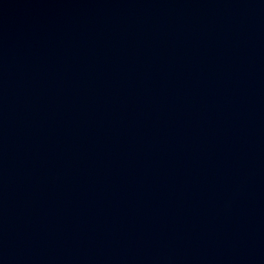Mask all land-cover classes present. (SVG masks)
I'll return each instance as SVG.
<instances>
[{
    "label": "water",
    "instance_id": "1",
    "mask_svg": "<svg viewBox=\"0 0 264 264\" xmlns=\"http://www.w3.org/2000/svg\"><path fill=\"white\" fill-rule=\"evenodd\" d=\"M0 264H264V0H0Z\"/></svg>",
    "mask_w": 264,
    "mask_h": 264
}]
</instances>
